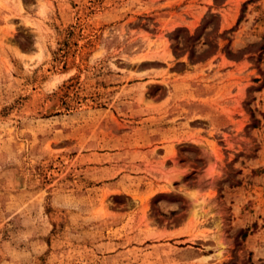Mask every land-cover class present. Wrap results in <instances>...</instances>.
<instances>
[{
    "label": "rangeland",
    "instance_id": "1",
    "mask_svg": "<svg viewBox=\"0 0 264 264\" xmlns=\"http://www.w3.org/2000/svg\"><path fill=\"white\" fill-rule=\"evenodd\" d=\"M0 264H264V0H0Z\"/></svg>",
    "mask_w": 264,
    "mask_h": 264
}]
</instances>
